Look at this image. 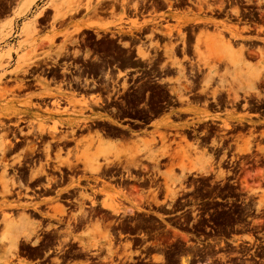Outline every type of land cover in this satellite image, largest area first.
Returning a JSON list of instances; mask_svg holds the SVG:
<instances>
[{
	"label": "flooded vegetation",
	"instance_id": "obj_1",
	"mask_svg": "<svg viewBox=\"0 0 264 264\" xmlns=\"http://www.w3.org/2000/svg\"><path fill=\"white\" fill-rule=\"evenodd\" d=\"M96 8L107 28L70 26L0 78L13 105L0 114V264H154V250L182 264L178 250L219 231L263 233L264 201L242 178L264 193V74L242 63L264 65V0ZM66 32L77 42L55 57Z\"/></svg>",
	"mask_w": 264,
	"mask_h": 264
},
{
	"label": "rangeland",
	"instance_id": "obj_2",
	"mask_svg": "<svg viewBox=\"0 0 264 264\" xmlns=\"http://www.w3.org/2000/svg\"><path fill=\"white\" fill-rule=\"evenodd\" d=\"M96 1L97 0H23L20 8L18 10L13 9V12L15 15L19 16L22 13H25V16H32L31 20H29L26 23H23V27L21 29V32L18 33L19 36H24L25 41H29L28 39L31 37V33L28 31H25L28 29V25L30 27L37 26L38 19L41 21V23L47 21L49 19L50 14L51 16V23H53L55 20H57L59 17L63 18L64 16H68L66 20V23H73L72 21L81 16L85 17V21L83 22L85 26H96L98 28H107V26L110 24L109 22L106 23H99L94 21L95 14L97 13L96 8ZM14 3V0H5V11H0V15H4L9 13V9L12 7ZM2 0H0V6L2 7ZM97 18V17H96ZM99 19V18H98ZM64 20V19H63ZM123 18H115L114 25L120 26L123 25L124 22H122ZM9 30L6 33H0V42L3 41L6 37H9L12 35V23L9 24ZM75 30H78L76 28ZM82 34V33H80ZM77 34H73L71 32L63 33V39L64 42L62 46L59 48L58 51H56L53 55L55 57H59L61 53H63L62 50H64V47L68 42L70 43H76V37ZM83 39H88L87 37ZM211 40V43H208ZM48 41L52 42L51 38H48ZM205 45L207 50L213 51L214 57H217L218 53L216 51H224L223 48H220L219 45H223L221 41L215 42L214 39L211 37H208L205 40ZM22 43L19 42V45H17V48L11 46L3 48L2 44H0V78L4 73V69L9 65V62L11 60V53L18 52L19 47ZM86 49V57L92 56L94 53H97L99 50H101L103 53L102 55H110L108 46H102L101 49H94L91 45L87 44ZM220 49V50H217ZM112 52H115V56L118 58H126L129 57L130 54L128 53L127 49H111ZM228 51V50H227ZM36 49H32V55H37ZM145 54H144V53ZM219 52V53H220ZM48 53H45V55ZM139 54L141 56H148V53L146 50L141 49L139 50ZM226 55V54H225ZM223 57L221 54L218 55V58L221 59ZM238 59V58H237ZM229 60V59H228ZM239 60V59H238ZM17 64L13 67V69L10 72H17L22 69L23 64L20 63V57H17L16 60ZM230 63H238L235 60H229ZM130 65L120 64L118 65L119 68L128 67ZM213 68L214 71H218L219 67L221 65H208L205 64L203 67ZM242 66L245 68L243 69V72L246 70V72L250 74H255L252 79L257 80L259 78L260 73L264 74V65H256L252 66L250 64L242 63ZM232 68L236 66H230ZM241 67V66H239ZM240 71V70H239ZM241 72V71H240ZM12 99L9 98V95L7 92L4 91L3 88L0 87V114L7 113L8 111L12 110ZM1 137V136H0ZM1 144V142H0ZM258 178L257 177H251L248 179L242 178V183L245 185V188H247V191L250 193L247 195L248 201L253 202L256 204L258 201H264V193L262 191H256L254 188H257ZM0 184L1 181H0ZM251 188L253 190H251ZM254 194H258V196H253ZM258 200L257 202H254V200ZM264 205V204H263ZM261 205V206H263ZM236 212V210H233L230 212V214L227 215H218L219 218V227L222 225H228L230 221L234 220L232 217ZM258 222V221H257ZM262 230L264 231V227H262ZM207 245L210 246V250H206ZM154 252L156 256H152V260L154 264H157L158 261H161L162 258L158 257V254L160 253L158 250L152 251ZM183 256L181 259L182 264H189V254L196 255L197 258L194 260L197 262V264H264V232L260 235L255 234L254 231L248 230V229H235V230H229L228 232L219 231L216 238H213L211 242L204 243V240L199 239L197 241H194V244L192 246H187L185 248H181L178 250V253ZM213 255V259L207 257L209 254ZM188 255V256H187ZM143 256L142 258H144ZM170 264H177V262H169ZM122 264H130V263H122ZM193 264V263H192Z\"/></svg>",
	"mask_w": 264,
	"mask_h": 264
},
{
	"label": "crops",
	"instance_id": "obj_3",
	"mask_svg": "<svg viewBox=\"0 0 264 264\" xmlns=\"http://www.w3.org/2000/svg\"><path fill=\"white\" fill-rule=\"evenodd\" d=\"M22 1L23 0H14L12 7L9 9L8 15H0V33H6L9 30L8 24L10 22L13 26L12 35L6 37L3 41L0 42L3 48L11 45L14 48H17L19 42L22 43L17 53H11V60L9 62V65L4 69L5 73L10 72L17 64L16 60L18 56L20 57L21 64H28V66H30V64H32L30 60L34 58V55H32V49L36 48V46L38 45H42L43 47L47 46L48 38L53 39L56 35L69 30L70 26H81L85 20L84 17L79 16L72 21L73 23H66L67 19L65 18H67L68 16H64L63 18L59 17L57 20L51 23L52 15L50 14L48 24H44V22L41 23V21H39L38 19L37 26L30 27V25H28V29H26L25 31H28L32 35L28 39L29 41L26 42L25 37L19 36L18 33L21 32L23 23L31 20L32 16H25V13L17 16L13 12V9L18 10L20 8ZM42 25L47 26L43 28L41 27Z\"/></svg>",
	"mask_w": 264,
	"mask_h": 264
},
{
	"label": "bare ground",
	"instance_id": "obj_4",
	"mask_svg": "<svg viewBox=\"0 0 264 264\" xmlns=\"http://www.w3.org/2000/svg\"><path fill=\"white\" fill-rule=\"evenodd\" d=\"M214 33H216V32H214ZM219 33H220V31H219ZM220 35H221V34H220ZM202 36H203V35H202ZM200 39H202V38H200ZM202 40H203V39H202ZM209 42H210V41H209ZM200 43H201V42H200ZM210 44H211V43H210ZM219 46H220V45H219ZM223 50H224V49H223ZM191 65H192V64H191ZM183 68H184V67H183ZM260 78H261V77H260ZM262 79H263V77H262ZM259 82H260V81H259ZM53 128H54V126H53L51 129H53ZM2 131H3V130H2ZM4 131H5V130H4ZM4 131H3V132H4ZM9 132H10V131H9ZM53 132H54V131H53ZM6 134H7V133H6ZM8 134H9V133H8ZM0 136L3 137V134H0ZM4 137H5V135H4ZM6 140H7V139H6ZM1 141H2V140H1ZM8 141H9V140H8ZM4 143H5V142H4ZM4 143L1 142L2 145H1V147H0V152L3 150V144H4ZM4 145H5V144H4ZM4 147H5V146H4ZM9 148H10V147H9ZM5 150L7 151V149H5ZM2 153H3V151H2ZM0 165H1V164H0ZM3 173H4V172H3ZM3 173H2V174H3ZM5 176H6V175H5ZM5 176H4V177H5ZM8 179H9V178H8ZM4 180H5V179H4ZM12 180H13V179H12ZM0 181H1V180H0ZM13 182H14V180H13ZM13 182H12V183H13ZM9 183H10V182H9ZM13 184H14V183H13ZM8 185H9V184H8ZM10 185H11V184H10ZM2 186H3V185H2ZM5 215H6V214H5Z\"/></svg>",
	"mask_w": 264,
	"mask_h": 264
}]
</instances>
